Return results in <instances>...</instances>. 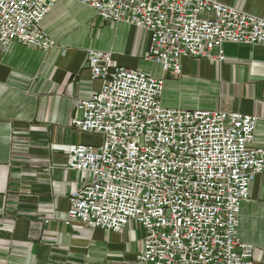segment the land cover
<instances>
[{"label": "built area", "instance_id": "built-area-1", "mask_svg": "<svg viewBox=\"0 0 264 264\" xmlns=\"http://www.w3.org/2000/svg\"><path fill=\"white\" fill-rule=\"evenodd\" d=\"M58 1L0 0V48H53L41 23ZM79 2L103 22L147 31L145 60L164 73L180 75L184 58L222 61L224 44L264 47V19L219 0ZM86 59L100 88L77 102L71 125L101 140L67 152L68 169L89 179L69 193L64 224L120 233L137 223L141 264H253L238 217L264 173V150L249 147L257 118L164 108L163 79L116 66L109 52Z\"/></svg>", "mask_w": 264, "mask_h": 264}, {"label": "crops", "instance_id": "crops-1", "mask_svg": "<svg viewBox=\"0 0 264 264\" xmlns=\"http://www.w3.org/2000/svg\"><path fill=\"white\" fill-rule=\"evenodd\" d=\"M219 1L264 19V0ZM41 28L55 43L48 51L0 48V264H141L137 223L120 233L64 224L69 193L89 179L68 169L66 155L78 144H96V135L71 125L77 102L100 88L86 51L109 52L116 66L139 70L151 66L149 33L103 22L79 0H59ZM222 51V61L184 58L180 75L151 77L194 92L196 109L187 110L255 116L249 147L264 150V47L224 44ZM238 238L253 246V264H264V173L241 203Z\"/></svg>", "mask_w": 264, "mask_h": 264}, {"label": "rangeland", "instance_id": "rangeland-1", "mask_svg": "<svg viewBox=\"0 0 264 264\" xmlns=\"http://www.w3.org/2000/svg\"><path fill=\"white\" fill-rule=\"evenodd\" d=\"M148 64L144 63L139 70L153 77H163V75H160L161 69L159 66L153 68L152 63L151 66H148ZM164 78V92L163 99H161V104L164 108L196 109L198 101L194 92H189L185 88H181V86H172V79L166 76ZM100 140V136H95L93 142L96 143L95 145H98L100 144Z\"/></svg>", "mask_w": 264, "mask_h": 264}]
</instances>
